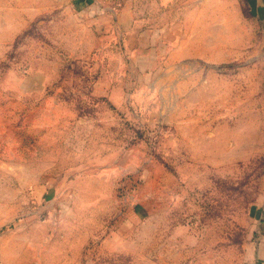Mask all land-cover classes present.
Wrapping results in <instances>:
<instances>
[{"label": "rangeland", "instance_id": "obj_1", "mask_svg": "<svg viewBox=\"0 0 264 264\" xmlns=\"http://www.w3.org/2000/svg\"><path fill=\"white\" fill-rule=\"evenodd\" d=\"M0 264H264V0H0Z\"/></svg>", "mask_w": 264, "mask_h": 264}]
</instances>
